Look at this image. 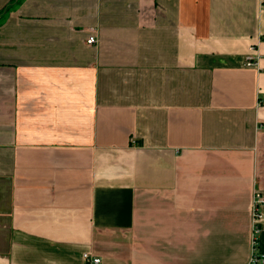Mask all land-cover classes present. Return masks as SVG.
<instances>
[{
	"label": "crops",
	"instance_id": "obj_1",
	"mask_svg": "<svg viewBox=\"0 0 264 264\" xmlns=\"http://www.w3.org/2000/svg\"><path fill=\"white\" fill-rule=\"evenodd\" d=\"M0 12V264H246L255 190L264 252V0Z\"/></svg>",
	"mask_w": 264,
	"mask_h": 264
},
{
	"label": "built area",
	"instance_id": "obj_2",
	"mask_svg": "<svg viewBox=\"0 0 264 264\" xmlns=\"http://www.w3.org/2000/svg\"><path fill=\"white\" fill-rule=\"evenodd\" d=\"M96 42V35L94 33H91L87 39V44H95ZM250 51L254 52V46L250 47ZM246 64L248 66H254L256 65V61L253 60L252 56H247ZM263 204V198L261 192L258 190L254 191L253 198L251 201V207H250V216H251V228H252V251L251 254L247 260L246 264H264V252H259L256 250V243H257V234L261 230V227L259 225V221L262 219V212H261V205ZM83 259L85 261H88L90 264H98L100 262V259L97 257H90L89 254L85 253L83 254Z\"/></svg>",
	"mask_w": 264,
	"mask_h": 264
},
{
	"label": "trees",
	"instance_id": "obj_3",
	"mask_svg": "<svg viewBox=\"0 0 264 264\" xmlns=\"http://www.w3.org/2000/svg\"><path fill=\"white\" fill-rule=\"evenodd\" d=\"M1 12H2V11H1ZM1 12H0V13H1Z\"/></svg>",
	"mask_w": 264,
	"mask_h": 264
}]
</instances>
